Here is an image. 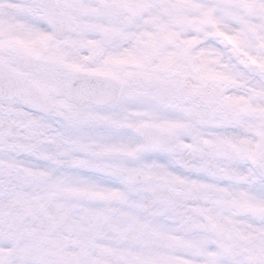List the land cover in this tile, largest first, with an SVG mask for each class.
<instances>
[{
  "label": "snow or ice",
  "instance_id": "6c2138e0",
  "mask_svg": "<svg viewBox=\"0 0 264 264\" xmlns=\"http://www.w3.org/2000/svg\"><path fill=\"white\" fill-rule=\"evenodd\" d=\"M0 264H264V0H0Z\"/></svg>",
  "mask_w": 264,
  "mask_h": 264
}]
</instances>
